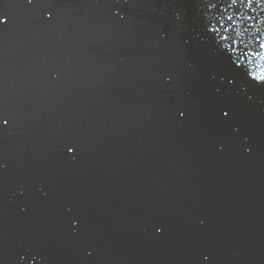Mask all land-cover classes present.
Returning <instances> with one entry per match:
<instances>
[{
    "label": "water",
    "instance_id": "water-1",
    "mask_svg": "<svg viewBox=\"0 0 264 264\" xmlns=\"http://www.w3.org/2000/svg\"><path fill=\"white\" fill-rule=\"evenodd\" d=\"M0 13V264H264V0Z\"/></svg>",
    "mask_w": 264,
    "mask_h": 264
},
{
    "label": "snow or ice",
    "instance_id": "snow-or-ice-1",
    "mask_svg": "<svg viewBox=\"0 0 264 264\" xmlns=\"http://www.w3.org/2000/svg\"><path fill=\"white\" fill-rule=\"evenodd\" d=\"M241 3H243V0H240ZM256 3H260L261 0H255ZM26 3L31 5L34 3V0H26ZM231 3L233 5H235L237 3V0H231ZM249 3H252V0H249ZM49 19H51V16H49ZM229 19H231V17H229ZM5 19L2 13H0V24L5 23ZM225 115H227V113H225ZM7 123V121L4 119V117L2 115H0V124H5Z\"/></svg>",
    "mask_w": 264,
    "mask_h": 264
}]
</instances>
